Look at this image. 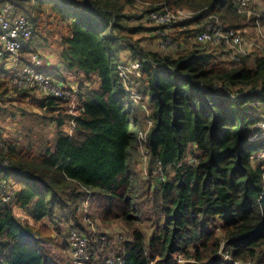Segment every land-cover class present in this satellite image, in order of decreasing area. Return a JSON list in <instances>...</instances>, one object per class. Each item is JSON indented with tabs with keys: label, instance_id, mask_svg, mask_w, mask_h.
I'll return each mask as SVG.
<instances>
[{
	"label": "trees",
	"instance_id": "obj_1",
	"mask_svg": "<svg viewBox=\"0 0 264 264\" xmlns=\"http://www.w3.org/2000/svg\"><path fill=\"white\" fill-rule=\"evenodd\" d=\"M141 1L154 6L143 12L137 9L136 15L130 13L137 0L5 1L27 14L37 29L64 31L62 59L68 69L89 79L96 76L100 86L80 95L75 132L69 135L63 129L70 122L66 101L49 95L29 97L32 90L14 88L9 77L5 82L6 95L31 98L42 111L53 114L44 118V125L54 127L56 136L38 159L24 158L13 143L0 146V180H12L17 186L14 202L0 212V264H56L47 254L44 233L17 213H27L35 222L54 223L57 212L67 210L77 222L76 200L86 191L94 202L95 197L103 200L93 207L95 216L101 213L102 223H122L132 233L118 253L108 256L115 264H223L222 251L238 264H264V168L250 160L264 145L249 143L262 120L248 105L254 95L243 102L229 97L233 88L264 93V56L255 59L253 68H233L225 52L216 55L200 43L184 51V38L192 32L183 30L194 29L196 38L211 22L236 30L245 27L238 0ZM185 9L196 13L195 19L177 25L178 34L167 35L180 46L178 54L165 56L128 44L134 57L141 56L137 90L145 108L125 89L119 72L124 64L120 43L124 34L146 31L160 39V46L157 32L166 31V26L133 27L130 22H149L152 12ZM7 62L0 64V77L9 73ZM152 63L166 70H155ZM146 131L144 142L141 134ZM0 138V144L5 142ZM140 143L154 169L148 180L137 171ZM190 146L199 159L183 163ZM155 172L164 174V181L152 179ZM147 224L153 229L148 245ZM74 228L81 233L79 225ZM87 236L92 238L93 256L101 236L95 232Z\"/></svg>",
	"mask_w": 264,
	"mask_h": 264
},
{
	"label": "rangeland",
	"instance_id": "obj_2",
	"mask_svg": "<svg viewBox=\"0 0 264 264\" xmlns=\"http://www.w3.org/2000/svg\"><path fill=\"white\" fill-rule=\"evenodd\" d=\"M136 6L137 7L135 9L131 10L130 14L136 15L137 9L138 12L141 11L143 12L144 10L150 9L151 6L154 5H151L150 3H144L141 0H137ZM25 9L27 12L31 13L33 17L35 16L34 11L30 8V6H27ZM177 11H181L187 15H191L192 17H194L192 20H194L196 17V13L186 9L177 10ZM44 12L46 14L49 13L47 9H45ZM238 12L242 14V16L245 18L244 20L240 19L241 24L246 25L240 30L242 31L246 42L253 46V50L251 52V56L248 59L243 60L241 63L237 65L232 63L231 66L233 68H236L242 65H248L249 67L253 68L255 64V59L260 56H264V46L262 45L260 47H256L257 45L260 44V42L264 43L263 41L259 40L264 38V0H252L249 4L240 7ZM251 18H255L256 22L254 21L248 23L249 19ZM208 20L209 19H207V21ZM130 24L133 27H137L139 25H143L147 28L154 27L151 23L149 24V22L145 19L141 22H139V20H133L132 22H130ZM177 27H178L177 25H174L170 27L167 32L178 34L177 31H179L178 30L179 28ZM200 27H201L200 25L195 26L196 29ZM193 30L191 31L183 30V31L192 32L193 34L194 33ZM36 31H37L36 33L37 37L28 44L27 46L28 48L29 47L33 48L34 45H37L38 41H40V38H38V36L41 37L43 42L46 40L45 37H47L49 39V43H51L52 49L56 51H62L63 53V50H61V48H62V40L66 36L64 31L58 30L57 28H55V30H52L49 27H45V29L43 30L37 29L36 27ZM180 33H184V32H180ZM192 34L189 35L190 39L184 38L185 41L184 51L197 47L198 42L196 38L193 37ZM123 37L125 38V40L120 43L121 44L120 48L125 49L123 51L124 55L133 54L128 47V44L130 42L137 43V45L144 50L156 52L158 54L165 56H170L172 54V53L169 54L170 52H173V54L175 55L177 53V51L175 50L161 49V46L158 45L160 39L158 40L153 39L155 37V34L153 33L141 31L135 35L124 34ZM202 45H204L203 47L206 48L208 51L209 50L212 52L219 51L218 55H220L221 52H225L226 50L225 47H214L205 44ZM36 56L41 59V57L36 54L33 55L32 58ZM140 57L141 56L137 55V57H134L133 59L129 60V62L128 61L127 62L128 63L139 62V60H141ZM219 62H224V61L220 60ZM38 70L48 72L49 75H51L53 78L60 79V81L61 79L62 80L65 79L66 87L69 86L73 90H75L81 82H84V79H81L78 76H74V77L70 76L71 72L63 68V65L60 63L59 58L56 55L47 58V60H44L42 65L38 67ZM8 77L10 78V80ZM12 77L13 76L11 75V72H9L7 75H3L2 77H0V113H1L0 136L5 139V142H2L0 146L5 148L6 144L9 145L10 143H13V145H15L17 149V152H20L24 158L30 160L38 159L39 152L42 151L45 148V146H48V144L55 139L56 134L54 135V127L48 129L44 125V118L46 117L50 118L53 116V114L45 113L44 111H42L36 105V103L32 101L31 98L28 99L27 101H24L18 98L17 94L6 95L7 90H6L5 82H8V80L12 81ZM89 83H90V90H92L93 88L97 89L100 86V81L96 76L91 77ZM22 90H32L33 92L30 93L31 96L29 97H32V95H34L37 99H41L44 96V94L38 93L37 91L38 89L35 88L22 89ZM253 90L248 87L236 91V89L233 88L234 93H232V95L234 97H240V98H242V96L244 95H249V96L254 95L252 100H248V99L245 100L242 98L237 101L239 102H243L247 100L250 101L248 105L252 109V113L257 117H260V119L264 121V105H260V106L254 105V101L260 100L259 95H257L256 93L259 89H253ZM229 95H231V93ZM77 102L79 106L80 104L79 94L77 97ZM141 104L143 107L148 108L146 103H145L146 105L143 102H141ZM67 108L68 105H66L65 114H68L67 116H70V122L68 125L64 126L63 129L67 134L73 135V133L75 132L74 116L68 113ZM65 114L62 116V118L65 117ZM145 115H147V111ZM254 129L255 128H253V133H254ZM142 137L145 141L148 140L147 131L143 134ZM254 143H256V145H264V138L259 139L257 142H253L252 144ZM133 146L136 148V143H134ZM198 155H199L198 153L194 154V151H189L187 161L188 162L191 161L192 163H194V157H197ZM257 155H260V157L258 159L252 160L253 165L258 166L261 164L264 168V162H263L264 159L262 158V156L264 155V151L262 153H258ZM148 156L149 155L147 151H141L140 156L136 159V161L139 163L137 171L140 173V175H142L143 180H148V177L150 175L149 171L154 170L148 166L149 165ZM152 177L151 178L154 180L160 179L161 181H164L163 179L165 178L164 174H162L161 172H155ZM13 183H14V187L17 188L14 181ZM156 183L157 182L154 181L153 187L156 186ZM95 198H98V200H95L94 202V198L92 199V194L87 191L85 192V195L82 194V197L78 200H76V198L73 197L72 199L73 203H75V200L78 201L76 203L77 216H78L77 222H73L72 215L68 214L67 210L65 211L60 210L59 212H57L54 223H50L47 220H43L41 222H35L29 214L22 213L21 211H19L17 215L20 217V219H23V221H26L27 223H29V225L33 226L41 233H44L46 239L45 241L47 244L46 245L47 254L48 256L53 258L52 261L54 263L74 264V253L71 249L70 235L76 229L74 228V225L75 226L79 225L81 235L88 238V240L90 241L88 247V253L90 255V259L88 263L97 264V261H99V259H107L106 261L100 263V264H106L108 261L111 260V257L108 258V256L118 253L117 251L120 248H123L124 240H128V239L131 240L132 233L122 223H112L108 226L102 223L101 213L98 214V216H95L96 212L93 207H96L95 203L97 204L99 201L101 203L103 200H101L99 197H95ZM73 207L75 209L74 205ZM68 212H71V210L70 211L68 210ZM77 223L78 225H76ZM149 228L150 225L147 224L145 225L144 228L145 231L143 230L145 232L147 245L149 244L150 238L153 233V229H149ZM89 232L90 233L95 232L96 234L101 236L100 242H98L93 247V256L91 255V250H90L92 238L91 236H87ZM105 233H107V236L103 235ZM116 243L117 245L115 246ZM219 256L222 259H224V261H222L223 264L224 263L227 264L229 263L230 260H232L231 256L225 253V251H222L219 254ZM241 264H254V263L248 262Z\"/></svg>",
	"mask_w": 264,
	"mask_h": 264
},
{
	"label": "built area",
	"instance_id": "obj_3",
	"mask_svg": "<svg viewBox=\"0 0 264 264\" xmlns=\"http://www.w3.org/2000/svg\"><path fill=\"white\" fill-rule=\"evenodd\" d=\"M6 0H0V64L5 60L18 61L19 55L23 48L33 41L36 36V27L31 18L27 14H23L19 11L18 7L12 3L5 2ZM252 0H238V9L243 5H247ZM194 17L187 15L181 11H158L149 14V23L155 27L166 26V31H158L157 34L161 37V49L177 50L180 46L174 43L171 37H168V29L174 25H179L187 20H192ZM196 40L200 44H205L214 47H225V53L229 61L233 64H239L243 60L248 59L251 56L253 46L248 44L244 38L241 30L232 28H225L218 21L216 23H209L197 34ZM264 42L263 39H259ZM259 41V42H260ZM264 46V43L260 42L256 47ZM252 48V49H251ZM258 50V49H257ZM256 50V51H257ZM218 55L219 51H214ZM222 54V52H221ZM41 64L39 57H33L32 63L23 67V69L16 75H12V86L16 89H38L44 92L46 95L53 96L58 100L66 101L68 104V113L75 118L78 115V102L77 97L79 92L69 87L60 80L53 78L51 75L44 73L37 69V66ZM151 67L155 70L164 71L165 67L162 65L152 63ZM129 68V69H128ZM142 62H133L127 64H121L119 66L120 76L124 81V86L129 96L135 103H140L142 96L137 90L140 85L139 79L141 78ZM202 86V84L200 83ZM260 100L254 101V105H264V93L258 90ZM246 96H242L245 99ZM231 99L239 100L240 97H234L229 95ZM151 126L150 124L148 125ZM143 134L141 138L143 139ZM264 138V121L259 122L254 133L249 137V143L257 142L259 139ZM139 151H147L143 143H140ZM188 151H194L196 154V148L190 146ZM264 151V150H263ZM263 151H256L250 160L258 159ZM188 157V156H187ZM264 159V155L262 156ZM199 155L194 157V162L198 161ZM264 161V160H263ZM183 163L188 162L187 158ZM16 188L12 180H0V212L6 209L11 203L14 202L16 197ZM90 241L88 238L81 235L78 229H75L70 235L71 249L74 253V264H90V255L88 253ZM229 254L228 252H225ZM230 255V254H229ZM229 263L238 264L232 260ZM106 264H115L110 260Z\"/></svg>",
	"mask_w": 264,
	"mask_h": 264
},
{
	"label": "crops",
	"instance_id": "obj_4",
	"mask_svg": "<svg viewBox=\"0 0 264 264\" xmlns=\"http://www.w3.org/2000/svg\"><path fill=\"white\" fill-rule=\"evenodd\" d=\"M38 38H40V41H38L37 45H34L33 48H31V47L28 48L27 46H25L23 48V52L20 53L17 62L8 60L6 66H5V68L7 70H9L8 72H11V75L18 74L21 71V69H23V67H25L26 65L32 63V56L35 55V54L39 55L41 57V64L37 66V69H38V67H40L42 65L44 60H47V58H49V57H51L53 55H56L59 58L60 63L63 65V68H65L68 71H70L68 69L67 65L65 64V62L62 59V54H61L62 51L53 50L52 46H51V43H49V39L47 37H45L46 40L44 42L41 39V37L38 36ZM63 49H64V47L62 45L61 50H63ZM124 50L125 49H120V56H119L120 57V63H128L129 60L134 58L133 54L124 55V53H123ZM221 61H224V59H222ZM42 72L49 74L48 72H45V71H42ZM70 72H71L70 76H72V77L78 76L81 79H84V82H81L77 86V88L75 89V90H77L79 92V95L85 94V93H89L90 92V83H89L90 79L87 78L84 74H77L76 72H73V71H70ZM55 79L60 80L58 78H55ZM61 81L66 84V80L65 79H63V80L61 79ZM37 91H38V93L44 94V96H48L44 92H42L41 90H37Z\"/></svg>",
	"mask_w": 264,
	"mask_h": 264
}]
</instances>
